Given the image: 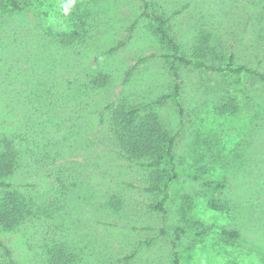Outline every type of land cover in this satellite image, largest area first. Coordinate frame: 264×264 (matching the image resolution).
<instances>
[{
	"label": "rangeland",
	"instance_id": "1",
	"mask_svg": "<svg viewBox=\"0 0 264 264\" xmlns=\"http://www.w3.org/2000/svg\"><path fill=\"white\" fill-rule=\"evenodd\" d=\"M150 1L151 4L154 2L151 9L161 8L166 11L167 16L172 17L186 54H193L192 48L202 41L201 28L205 27L211 32V44L217 45L220 40L224 42L217 47L220 50L217 55H209L219 62L218 65L226 63L228 55L235 48L237 64L253 60L251 63L256 66L264 58V46L258 40L264 32V0ZM26 2L28 5L25 10L22 14H17L6 9L7 0H0V132L11 135L15 126L19 130L24 126L21 121L27 105L21 115H13L10 105L16 94L14 90H18L21 83H18V75L20 80V72L25 74L29 70L32 62L28 59L33 60L32 56L39 43L41 50H44L42 54L34 56L37 59L35 67L42 66L37 69L39 72L45 70L51 75L58 72L61 78H65V83L66 79L74 80L77 72H86L87 66L100 69L109 75V79L102 82L97 91H93L94 98L101 105L98 110L105 112V125H86L80 131L65 127L58 133L48 111L33 113V120L41 122L45 118L46 124L35 138L36 142L28 140L22 143L19 139L15 141V146L21 151V164L20 167L18 164L14 174L4 178L5 182L12 184L13 189H18L25 195L42 200L55 198V201L65 203L64 207L73 212L74 218L80 217L85 209L89 212L94 204H104L100 205L102 216L87 212L85 216L90 219L83 217L80 222L88 225L86 230L93 233L101 245L107 242L106 250L111 254L110 263L107 264H173L174 240L184 258V264H235L238 260L236 256L240 257L243 262L241 264H245L244 261L252 264V260H243L245 256L240 252H248L244 242L240 247L238 244L220 243L219 237L214 234H208L201 239L191 232L181 237L177 228H189L190 225L198 224L200 226V223L203 226H233L231 219H226L210 208L208 202L211 192L202 188V181L196 180L195 175L202 176L204 181L223 182L224 174L228 171L232 173L235 169L239 176L230 178L244 182L255 171L261 168L259 172L263 171L264 85L257 78L246 75L244 86L251 96L247 100L242 94L234 92L236 77L198 69L193 65H180L181 107L170 96L164 103L158 104L156 100L159 97L172 94L175 81L171 61L159 56L161 53H168L167 47L157 36L156 26L142 15L140 2ZM78 4L82 5L83 10L87 6H110L107 14L102 15V23H95L94 20L90 22V25L96 24L94 34L96 30L101 31L90 44L88 42L89 45H76L79 53L69 48L68 51L64 52L62 49L58 50L59 53L51 54L48 47L54 44L49 28L58 32L76 30V17L65 13V7L73 8ZM178 10L182 11L175 15ZM136 20L138 23L128 45L96 61L94 57L97 53L126 39ZM246 24L248 27L243 30ZM35 44L36 48L31 51L30 46ZM53 61L55 65L52 64ZM40 79L42 84L48 83L45 76ZM53 80L50 77V81ZM230 96L236 98L238 112H233L232 109L227 111L221 107ZM110 103L113 106L106 109ZM117 105L139 108L143 116L155 113L162 125L177 137L175 156L180 171L178 178L174 180L172 199L166 205V213L154 209L163 193L159 190H147L152 185L149 182H156L151 175L152 171L142 164L148 162V159H127L118 153V145L107 127L110 113ZM28 108L34 111L32 104H28ZM83 120H88L86 112ZM24 129L26 130L25 126ZM42 137L53 138L54 141L61 137L65 142L63 157L60 158L50 148L47 149ZM213 139H216L218 145L211 144ZM29 146L33 147L32 152L26 148ZM46 152L50 153L46 155ZM238 154H243L242 158H246V161L238 158ZM160 172L168 175L170 168L162 167ZM157 180L162 182L164 178L159 177ZM256 182H264V171ZM247 183L245 182L246 185H253L254 182ZM3 191L4 188L0 187V198L4 195ZM187 194L192 197V208L185 217L182 210L186 206L184 196ZM114 197L121 199L118 210L110 206V199ZM260 197L264 200V189L259 199ZM74 228L76 227H72ZM29 234L31 231L22 233L19 229H0V237L12 247L16 260L21 264H43L45 257L39 247L42 242L34 244L40 238L36 234L28 237ZM67 234V244H73L70 236L72 231ZM26 236L27 242L33 243L30 249ZM35 251L37 255L32 257L31 254ZM133 253L135 256L127 260L126 257Z\"/></svg>",
	"mask_w": 264,
	"mask_h": 264
},
{
	"label": "trees",
	"instance_id": "2",
	"mask_svg": "<svg viewBox=\"0 0 264 264\" xmlns=\"http://www.w3.org/2000/svg\"><path fill=\"white\" fill-rule=\"evenodd\" d=\"M137 1L140 2L142 15L149 18L156 26L157 36H159L160 41L167 47L168 53H161L159 56L171 61V71L175 81L172 94L159 97L156 103L162 104L170 96L176 101L178 107H181L180 65H193L198 69L224 73L225 75L236 77L237 81L234 92L242 94L247 100H250L251 96L244 86L243 80L246 75L257 78L264 85V58L259 60L256 66L251 63L253 60L237 64V49L235 48L228 55L226 63L223 62L218 65L219 62L214 61L213 59L215 58L209 55H217L220 52L217 47L223 45L224 42L220 40L217 41V45L211 44V32L205 27L201 28L202 32L200 33V37H203L202 41L192 48L193 54H186L183 50L180 36L176 32V24L172 23V17L167 16L166 11L161 8L153 7L151 9L154 5L153 1L152 4L150 0ZM7 3L6 9L17 14H22L28 5L26 0H7ZM108 5L111 4L109 3ZM108 9H110V6L107 5L87 6L84 10L81 4L73 8L66 6L65 13L76 17V30L71 32H58L53 30V28H49L51 32L50 37L54 44L52 47H48L49 52L51 54L59 53L62 49L65 52L70 48L79 53L75 46L82 44L83 46L89 45L91 43L90 41L94 39V36L98 35L101 31V29L96 30V34H94L95 32L93 33V31L96 24L90 25V22L94 20L95 23H102V15L107 14ZM181 11L178 10L175 15L181 13ZM137 23L138 20L134 21L125 40L111 46L108 50H102L101 53H97L94 57L95 60L99 61L104 55L114 54L119 49L127 46L132 40ZM247 27L246 24L243 30L247 29ZM258 40L261 41L263 47L264 32ZM40 45L39 43L38 46L36 44L30 46L31 51L37 46L32 56L33 60L28 59L32 64L29 70L25 71V74L22 71L20 72V76H22L20 80L18 75V83L19 81L21 83L18 85V90L15 87L16 90L14 91L16 94L10 105L13 108L14 114L6 111L8 114L21 115L25 110L24 107L27 105L21 121V124L26 127V130L24 126L20 127V130L16 129L15 126L14 130H11V135L8 133L6 135V132H0V178H2L0 180V187L4 188V195L0 198V229L3 231H16L19 229V232L22 233L31 231L28 237H34L36 234L40 239L33 243L39 244V241L42 242L39 247L43 250L42 254L45 257L43 264H107L110 263L109 260L111 259L110 252L106 250L108 249V246H106L107 242L101 245L95 239V235L86 230L88 225L80 222L83 217L90 219V217L85 216L88 212L87 209L82 212L80 217L74 218L73 212H69L64 207L66 205L65 203L62 202V204L61 201L57 202L55 198L53 200L48 198L47 200H42L41 198H34L32 195H25L18 189H13L12 184L4 180L5 177L14 174L18 169V164L19 167L21 164V151L20 148L18 150L15 146V141L19 139L22 143L28 140L36 142L35 138L39 136L41 133L40 130L46 124L47 120L45 121V118L41 122L33 120V113L44 110L48 111L50 117L53 118V124L58 133L65 127H68V129L76 128V130L80 131L81 127L86 125H93L95 127L105 125L103 118L105 112L98 110L101 105H98L99 102L94 98L93 91H97L100 84L109 79V75L100 69L88 68L87 66L86 72H77L74 80L68 81L66 79L67 83H65V78H61L58 72H55L54 75L47 73L45 70L39 72L37 69L42 66L35 67L37 60L35 57L44 52V50H41ZM262 54L264 55V49H262ZM143 60L145 58L141 59L140 62ZM74 61H77L76 57ZM52 64L55 65L54 61ZM43 76L46 77L47 84H42L40 78ZM50 77L54 78L53 82L50 81ZM76 87L77 89L75 90ZM0 92L2 93L1 89ZM235 99L231 96L228 97L227 101L222 103L223 106L221 107L227 111L232 109L231 111L238 112L239 106L236 104ZM28 104H32L34 111L28 108ZM112 106L110 103L106 106V109H110ZM180 110L182 111V109ZM85 112L88 116L87 122L83 120V114ZM99 117L102 118V121ZM29 126L37 128L30 129ZM107 127L110 129L118 145V153L122 157L127 159H148V162L142 164L152 171L151 175L155 178L156 182H149L152 185L147 190H159L163 193L162 198L154 205V209L161 213H166V205L172 199L171 194L172 187L175 185L174 180L178 178L180 171L175 156L177 137L162 125L155 113L143 116L139 108H128L125 105H117L116 108L112 109ZM30 134L34 135L31 136ZM42 138L45 139V137ZM55 139L56 141L53 138L45 139L44 146L47 149L50 148L54 155L62 158L65 142L61 137ZM211 144L218 145L216 139H213ZM26 148L29 151L33 150L32 146ZM240 152L243 153V151ZM49 153L46 152V155ZM242 157L243 154H238V158H241L243 162L246 161V158L244 159ZM165 166L170 168L168 175H163L160 172V169ZM261 169L251 174L250 178L244 182H238L232 179L233 177L239 176L238 171L235 169L232 173L228 171L224 174L225 178L223 182L204 181L202 180V176L195 175L196 180L202 181L200 182L202 188H206L207 191L211 192L208 202L210 208L220 213L226 219H231L233 226L226 227L223 224L203 226L204 224L202 225L200 223V226L198 224L197 226L190 225L189 228H177L179 235L182 237L188 232H191L196 238L200 237L204 239V237H207L206 235L214 234L219 237L220 243L238 244L240 246L244 242V246L248 252L244 253L240 250L245 256L243 260L248 259L255 262H264V200H261V197L259 199L264 189V186H262L264 182H256L261 178L262 172L264 171L263 169V171L259 172ZM159 177L164 178V180L159 182L157 180ZM251 178L253 180H250ZM245 182L246 184H248L247 182L254 183L253 185H246ZM184 200L186 206H184L182 214L187 217L189 210L192 208V197L187 194L184 196ZM110 203L111 207L117 208L118 210L121 199L119 200L118 197L111 198ZM100 205L103 206L104 204H94V208L90 209L88 214L92 213L98 216L99 213V217L102 216L101 213L103 211ZM74 221L78 227L75 226ZM186 221H188V218H186ZM77 222L80 223V226ZM72 227L76 228L72 229ZM69 231H72L70 236H72L71 243L73 244L68 245L66 239ZM243 237L244 241H242ZM27 240L28 238L26 236V243L30 249L33 243L30 244ZM51 242L54 243L51 245ZM177 246V242L174 240L172 251L174 255L173 264H184V258ZM31 255L32 257H36L37 251ZM134 256L135 253L130 254L126 259L129 260ZM190 256L191 254H189ZM236 257L238 260L235 264L243 263L240 261L239 256ZM252 261L250 263L256 264ZM244 263L249 264L246 261ZM0 264H21L20 261L16 260L12 247L2 237H0Z\"/></svg>",
	"mask_w": 264,
	"mask_h": 264
},
{
	"label": "clouds",
	"instance_id": "3",
	"mask_svg": "<svg viewBox=\"0 0 264 264\" xmlns=\"http://www.w3.org/2000/svg\"><path fill=\"white\" fill-rule=\"evenodd\" d=\"M256 264H264V262L257 261Z\"/></svg>",
	"mask_w": 264,
	"mask_h": 264
}]
</instances>
